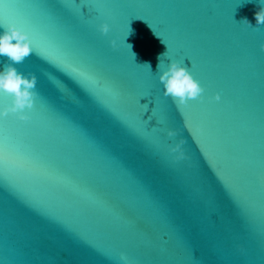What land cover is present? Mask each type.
Wrapping results in <instances>:
<instances>
[{
    "label": "water",
    "instance_id": "obj_1",
    "mask_svg": "<svg viewBox=\"0 0 264 264\" xmlns=\"http://www.w3.org/2000/svg\"><path fill=\"white\" fill-rule=\"evenodd\" d=\"M259 8L0 0V32L28 34L15 66L38 93L29 119L0 116V264H264ZM160 57L161 71L188 67L202 98L164 96ZM11 103L0 91V111Z\"/></svg>",
    "mask_w": 264,
    "mask_h": 264
},
{
    "label": "clouds",
    "instance_id": "obj_2",
    "mask_svg": "<svg viewBox=\"0 0 264 264\" xmlns=\"http://www.w3.org/2000/svg\"><path fill=\"white\" fill-rule=\"evenodd\" d=\"M259 4L260 8L254 15L257 25H264V0H259ZM243 22L252 27L246 18ZM99 30L104 34L108 33L109 24L106 22L100 24ZM111 43L115 47L116 41L113 40ZM260 47L264 50V43ZM31 54L32 47L28 34L25 31H22L15 25L9 24L0 32V57H7L8 61L4 64L3 69L0 70V91L12 97L11 105L0 111V116H6L9 112H12L18 114L21 120L29 119L24 110L33 107L35 97L38 95L35 91L37 77L35 74L20 72L15 65L23 63ZM161 57L159 58L160 62L157 73L159 74L158 79L163 85L164 96L170 97L174 103L180 105L186 104L189 100L202 98L204 88L193 77L189 68L184 66L181 61L171 59L168 67L161 71ZM146 65L151 70V66L149 64ZM214 99L219 101L221 99L220 94L217 93ZM167 134L169 137H172L177 133L174 129H168ZM183 143L184 141L181 139L171 147L172 152L179 153L178 158L184 156L181 148Z\"/></svg>",
    "mask_w": 264,
    "mask_h": 264
}]
</instances>
